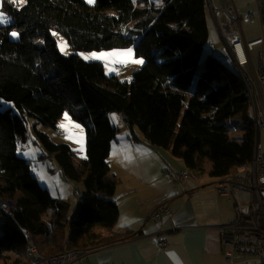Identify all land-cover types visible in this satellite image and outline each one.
Wrapping results in <instances>:
<instances>
[{
    "label": "trees",
    "instance_id": "trees-1",
    "mask_svg": "<svg viewBox=\"0 0 264 264\" xmlns=\"http://www.w3.org/2000/svg\"><path fill=\"white\" fill-rule=\"evenodd\" d=\"M0 10L12 19L0 24V98L16 108L0 110V197L13 204L0 209L5 264L24 263L25 231L35 244L38 238L44 257L128 237V231H113L116 181L107 176L116 128L107 112L122 114L132 139L140 138L137 126L147 144L170 149L191 169L201 171L209 162L213 177L250 163L254 127L242 79L210 54L205 69L194 75L196 55L209 41L207 0H163L162 6L152 0H26L22 6L0 0ZM13 29L17 41L9 38ZM54 30L67 39L71 53L59 52ZM130 47L143 63L129 81L78 53ZM65 111L85 125L81 166L67 143L51 141L35 126L55 127ZM235 114L251 123L239 141L224 124ZM32 119L35 135L64 176L86 189L69 214V203L42 187L18 154V140Z\"/></svg>",
    "mask_w": 264,
    "mask_h": 264
},
{
    "label": "crops",
    "instance_id": "crops-1",
    "mask_svg": "<svg viewBox=\"0 0 264 264\" xmlns=\"http://www.w3.org/2000/svg\"><path fill=\"white\" fill-rule=\"evenodd\" d=\"M212 2L214 6L231 3L240 10V5L247 4L234 0ZM208 19L213 22L210 10ZM259 36L254 35L249 40ZM27 122L31 125V133L35 130L32 126L35 120ZM138 136L139 139L124 137L121 148L129 151L126 148L132 149L140 144L139 147L144 148L143 152L148 150L152 164L144 165V169L138 172L129 165L134 153L125 154L120 170L123 175L115 174L116 187L112 196L119 209L113 231H128L129 235L122 241L94 246L88 259L75 264H177L170 254L178 258L179 264H227L222 255L217 226L233 218V195H220L216 192L214 185L219 178L210 175V163L206 164L207 170L191 169L181 158L174 156L170 149L151 146L144 141L143 135ZM140 157L138 155L137 158ZM161 166L175 173L188 171V176H178L176 182L167 181L161 176ZM118 190L120 192L117 194ZM56 198L68 202L60 191ZM159 205L167 206L170 215L165 212L159 218H150V213ZM70 207L68 214L74 209ZM171 226L178 229L169 231ZM162 231L167 238L166 250L157 246L154 237V234Z\"/></svg>",
    "mask_w": 264,
    "mask_h": 264
},
{
    "label": "rangeland",
    "instance_id": "rangeland-1",
    "mask_svg": "<svg viewBox=\"0 0 264 264\" xmlns=\"http://www.w3.org/2000/svg\"><path fill=\"white\" fill-rule=\"evenodd\" d=\"M152 1L155 3L156 6L163 5V0H152ZM234 1H236L237 3H247L243 6L240 5V8H242L241 10L243 12L245 11L254 12L255 14H258L257 5L255 2H252V0H234ZM212 4L214 5L213 2ZM207 5H208V2H207ZM0 12L2 11L0 10ZM207 20H208V29H209V41L208 42L212 43L215 46V52L212 53L205 45L204 48L196 55V64L194 66L195 76H199L201 72L205 69L204 62H205V57L207 54L217 57L221 53V40L219 39V36L217 34L215 23L213 24L214 20L213 22L211 21V19L210 20L207 19ZM11 22H12V19L9 17L8 23H11ZM8 23H5V24H8ZM242 29L245 34V37L248 40L254 37V35H260V36L262 35L261 24L257 19L252 20V21H247L243 19ZM13 32L17 33V35L13 36L12 35ZM53 35L56 38L59 52L62 55H67L72 52V49L69 46L67 39L63 35H61L55 30L53 31ZM9 38L13 41H17L19 39L18 31L16 29H13L9 33ZM36 40L38 41L42 40V37H38L36 38ZM130 48L133 51L132 58L141 59L140 57H137L135 55L133 48L132 47ZM126 49H129V48L93 49L89 51H78V53L85 59L102 61L105 66V72L108 75L112 73H116L121 80L129 81L132 77V72L136 70L137 68H139L141 64H135L131 62H128V63L116 62L119 59H122L121 57H105L101 59H94L90 55L92 53L99 54V53H108V52H113V51L118 52V51H122ZM252 55H253V60L254 59L256 60V57H257L256 50L253 51ZM114 65H120L122 66V68L116 70L113 67ZM253 72L254 70L251 71L252 74H254ZM254 78L255 77L253 75L251 77V80L247 79V75H246V79H247L246 82H244L243 80L242 81L245 85V89L247 87L252 88L253 99H254V102L257 104L258 111H259V105H258L259 97L257 94V87L255 85ZM8 108H11L13 110L12 112H16V108L13 106L11 102L0 98V110H4ZM65 113H67L68 115V118H69L68 120H65ZM113 115H115L117 119H113ZM121 115L122 114L117 111L107 112L109 121L116 128L115 137L111 144L112 153L108 157L110 171L107 177L113 178V179L116 178L115 174L119 176L123 175V172L120 170L125 161V154L131 155L132 153H134L133 157L131 158L129 162V165H131L138 172H141L144 169V165L151 166L152 164L150 160V154H148L147 152L148 150L143 152L144 148L139 147L140 144L135 145L132 149L126 148V149H130L129 151L124 150L125 148H121V144H123L124 137L132 135L131 130L129 129L128 126L125 125L124 120ZM61 124L67 125V129L61 128L59 126ZM224 124L228 128L229 136L238 141L241 140L244 132L247 131L251 125V123L245 120L240 114H235L225 119ZM74 125H79V127L77 128ZM30 128H31V125L28 122H26L25 137L19 138L18 140V154L21 157L25 158L30 163L31 170L33 171L34 175L39 181V184L42 187L46 188L53 197H57L60 191L61 196L70 203L71 205L70 208L75 207L79 199L82 197V195L86 193V189L82 181H71L64 176L54 156L47 153L46 148L39 141V138H37V136L35 135V132L32 130L30 133ZM36 128L37 130L48 135L49 139L55 143H67L74 151V154H75L74 163L76 166H81L82 162L85 161L86 159V135H85V125L83 124V122L73 119L69 115V113L65 111L61 115V117L58 119L55 127L37 123ZM134 130L137 135H142L141 131L138 129L137 126H134ZM70 135L72 136V138H67ZM259 138H260V142L264 149V129L260 131ZM159 148H162V147H159ZM122 150L124 151L122 152ZM163 150H166V149L163 148ZM138 155H140L141 157L137 158ZM204 169L207 170V165H205ZM160 171H161V176H163L167 181L176 182L179 180L178 173H175L172 171V174L176 177L175 180L171 179L167 175L169 170L166 168V166H163V168L161 166ZM245 172H246V169L238 168V172L234 174H238V173L243 174ZM214 187L217 192V182L215 183ZM234 189L236 191L237 196L239 197L247 196V193L245 194V192H240V190H238L237 188H234ZM119 192L120 190L117 191V194ZM220 195H230V194L223 193ZM233 204H234V201H233ZM105 237L107 236L105 235ZM35 242L38 245L40 244L38 238L35 240ZM101 243L102 242L98 244H101ZM98 244H95L91 246L90 248H84V249H88V253L85 256V259H88V257L92 253V248ZM166 248H167V243H166ZM72 249H79V250L84 251V249H81V248H70L66 250H72ZM257 261H260L259 256H246V255H240L238 253H235V255H233L232 260L230 262L228 261L226 262H228L227 264H252V263L255 264L254 262H257ZM6 262H9V259H7L5 256L0 255V264H5ZM37 264H48V263L41 261Z\"/></svg>",
    "mask_w": 264,
    "mask_h": 264
},
{
    "label": "built area",
    "instance_id": "built-area-1",
    "mask_svg": "<svg viewBox=\"0 0 264 264\" xmlns=\"http://www.w3.org/2000/svg\"><path fill=\"white\" fill-rule=\"evenodd\" d=\"M207 2L221 40V51L236 61L241 66V71H246L247 79L251 80L254 75L259 97V111L254 99L252 105L254 161L247 164L246 172L241 174L239 179L217 182L218 194H230L234 197L233 219L217 226L220 233L221 251L224 259L228 262L232 260L235 253L259 256L264 260V149L259 138L260 131L264 129V0H254L258 14L243 12L231 3L214 6L211 0H207ZM243 19L247 21L257 19L261 24L262 35L247 40L242 29ZM211 45L213 44L211 43ZM254 50L257 52L256 60H253ZM116 66H113L114 69ZM253 70L254 74L251 73ZM247 89L253 96L252 88L247 87ZM167 175L173 180L176 179L171 170ZM178 176L185 178L188 175L178 173ZM234 188L247 193V196H237ZM0 206L7 210L12 205L0 200ZM165 212L170 215L167 206L159 205L150 213V218H159ZM177 229V227L171 226L169 231ZM165 232L167 233L168 230ZM154 236L157 246L165 250L167 238L164 231L157 232ZM84 259L85 256L74 253V249H72L65 251L63 259L48 264H75ZM31 264L37 263L32 259Z\"/></svg>",
    "mask_w": 264,
    "mask_h": 264
},
{
    "label": "bare ground",
    "instance_id": "bare-ground-1",
    "mask_svg": "<svg viewBox=\"0 0 264 264\" xmlns=\"http://www.w3.org/2000/svg\"><path fill=\"white\" fill-rule=\"evenodd\" d=\"M206 46L212 53L215 52V47L213 45H211V43L207 42ZM216 58H217V60H219L223 64L224 67H226L227 69L234 70L239 75V77H241V79L244 82H246V80H247L246 79V71H241V66L236 61L232 60V58H230L228 55H226V53H224L223 51H221V53ZM120 68H122V66H120V65H117L115 67L116 70L120 69ZM245 92H246V96L248 98L249 108H250V117H251L253 127H254V118L252 117L253 96L250 94L249 89L246 88ZM253 161H254V132H253V154H252V159H251L250 163ZM240 168L247 169V165L242 166ZM183 173L188 175L187 171H184ZM240 175L241 174H239V173L238 174H232V175H229L227 177L220 178L217 182H229L231 180H236V179H239ZM0 200L4 203L13 205L10 201L4 200L1 197H0ZM0 209H5V207L0 206ZM25 235H26L27 240H28V251H27V257H26L23 264H31L32 259L36 263H39L41 261H44L46 263H55L56 261L63 259V256L65 255L66 249L64 251L59 252L57 254H54L52 256L44 257L41 254L38 246L33 242L31 237L29 236L28 232L25 231ZM74 253H80L83 256H86L88 253V249H84V251L79 250V249H74Z\"/></svg>",
    "mask_w": 264,
    "mask_h": 264
},
{
    "label": "snow or ice",
    "instance_id": "snow-or-ice-1",
    "mask_svg": "<svg viewBox=\"0 0 264 264\" xmlns=\"http://www.w3.org/2000/svg\"><path fill=\"white\" fill-rule=\"evenodd\" d=\"M11 3L16 4L17 6H22L26 0H10ZM89 2L91 3L92 0H89ZM9 22V17L4 14L3 12H0V24H5ZM13 36H16L17 33L13 32L12 33ZM92 58L94 59H101V58H105V57H121L122 59H119L116 62L119 63H135V64H142L143 60L142 59H133V51L131 48L126 49V50H122V51H113V52H108V53H92L90 54ZM68 115L67 113H65V120H68ZM113 119H117V117L115 115H113ZM61 128H65L67 129V125L65 124H61L59 125ZM75 127H79V125H74ZM67 138H72V136H68ZM174 260H176L177 264H179V260L178 258L175 257L174 254H170Z\"/></svg>",
    "mask_w": 264,
    "mask_h": 264
},
{
    "label": "water",
    "instance_id": "water-1",
    "mask_svg": "<svg viewBox=\"0 0 264 264\" xmlns=\"http://www.w3.org/2000/svg\"><path fill=\"white\" fill-rule=\"evenodd\" d=\"M255 264H264V261H261V262L255 263Z\"/></svg>",
    "mask_w": 264,
    "mask_h": 264
}]
</instances>
